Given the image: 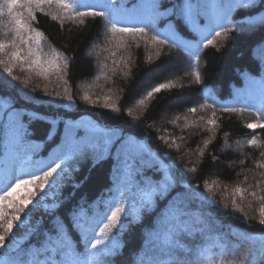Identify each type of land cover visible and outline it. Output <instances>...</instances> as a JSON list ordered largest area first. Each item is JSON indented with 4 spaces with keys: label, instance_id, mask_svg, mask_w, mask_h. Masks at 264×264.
I'll return each mask as SVG.
<instances>
[{
    "label": "snow or ice",
    "instance_id": "1",
    "mask_svg": "<svg viewBox=\"0 0 264 264\" xmlns=\"http://www.w3.org/2000/svg\"><path fill=\"white\" fill-rule=\"evenodd\" d=\"M237 9H243L246 13L249 9H258L259 13L256 17L249 14L247 17L234 21L232 15ZM37 13L58 22L61 29L69 23L77 27L83 26L89 17L101 18L103 21L102 34L106 43L111 45L114 41L117 49H126L129 38L137 43V47L139 40H144L146 44L151 40L152 43L160 45H168L171 42L173 46L179 47L192 58L194 67L191 74L195 82L200 84L202 75L196 69L195 64H198L200 60L201 44L204 48L216 46V38L227 39L229 33L233 31L232 25L244 24L248 25V28L237 30H252L253 19L264 23V0H214L210 5L197 3L195 0H180L169 7L163 6V0H148L147 3L134 5L131 10L123 4L106 3L104 0H4L0 4V27L6 30L7 38L0 39V67L7 75L0 78V83L12 87L14 86L12 82L19 81L26 88L33 74L49 82H51V77L55 76L57 81H63V93L61 91L48 93L47 85L43 90L46 95L59 101H68L69 103L63 107L70 108L74 97L68 86V80L65 79L68 75L70 58L52 47L51 43L47 42L45 33L39 27L34 26L38 23ZM170 17H175L185 26H193L195 18L203 17L206 21V32L196 28V31L201 32V40L195 44H188L180 39L177 31L178 25L173 20L168 19L166 32H162L157 27L158 21ZM133 21L145 26H125ZM150 29L153 33L151 35ZM67 30L70 32L72 29ZM161 35L166 38L161 39ZM209 35L212 36L211 39L207 38ZM96 47V44L92 45V48ZM45 48L48 49L47 52ZM258 49L259 51L254 53L258 61L257 72L255 75L251 73L248 75L244 93L238 92L234 97L235 102H241L245 106L240 108L223 106L220 111L237 114L254 113L256 119L244 125L252 131L251 138L246 142L249 146L261 148L264 144H261L255 132L264 130V75L259 73V65L264 64V42L258 45ZM104 50L110 51V48ZM88 55H91V52ZM110 55L113 57V74L117 70L115 66L128 67L126 57L121 56L117 60L115 59L116 53L112 51ZM159 55L160 51L157 50L156 56ZM148 60L151 62L152 56H149ZM17 67L22 71H27L28 77L21 80L19 76H14L13 70ZM100 67L103 69L107 65L101 62ZM124 74L127 76V72ZM176 86L171 81L159 83L151 87L139 103L144 105L145 99ZM36 90V88L32 89L33 92ZM18 94L21 99L27 97L26 93ZM28 99L31 98L28 97ZM82 99L89 104L96 103L87 91L84 92ZM199 107L211 109L209 116L199 117L203 129L210 133L207 138L203 139L202 146L200 144L196 146L198 158L200 162H203L206 150L216 138L220 118L217 116L215 104L205 101ZM103 108L111 112L120 111L119 105L110 94L104 95ZM0 111H3L7 117L16 153L10 165L5 164L3 174L5 189L0 190V249L6 250V253H14V255H6L3 260H0V264H112L113 258L120 254L124 247L120 242V236L126 230V223L137 222L141 213L151 210L158 199L166 201L167 211L161 216V226L148 232L147 238L151 243L154 240H161L162 237V255L165 258L153 259L151 264H190L186 253L194 250L185 248L180 243V236L182 234L192 235L195 231L203 233L204 229H197L182 219L185 213L175 207L176 197L172 193L174 186L178 183V177H182L184 173H196L197 164L180 169L178 172H172L170 170L174 166L178 168L175 161L169 164L164 163L160 155L143 141L126 137L123 133L118 134L111 130L98 128H94V131L102 134L82 137L78 128H73L68 124H64L67 134L59 150L53 153L47 161H33V145L27 140V137L32 135L30 123L36 120L48 123L49 128L45 132V139H47L52 136V129L64 122L53 120L39 112L17 109L10 96L0 95ZM187 111L195 114L197 108L191 107ZM25 115L28 116V122L23 119ZM128 115L132 116L131 109H128ZM133 119L139 120V117H133ZM178 119L180 116H176L170 123L176 125ZM184 119L187 120V117L185 116ZM194 124L195 122H189L186 127ZM151 127L153 125L149 124V128ZM164 131L167 132L166 129ZM228 136L229 134L225 132V144L222 151L232 147L227 143ZM157 139L163 141L167 147L171 148L175 145L179 150L180 145L176 141L177 139L183 140L184 137L167 134L160 135ZM240 143L239 140L235 141L237 147ZM113 151L117 153L115 167L117 179L108 191L112 193L114 189L115 194L110 195L108 199L98 198L91 202L81 198V201L69 204L63 213L60 212V208L67 203V200L57 197L52 204H44L46 214L51 216V227L41 233L42 239L38 246L21 247L25 237L40 231L39 227L27 220L31 208L46 199L49 191L56 192L65 186V179L71 171L70 164L82 159H91L95 165L104 159L111 158ZM259 155L261 159L254 161L255 168L259 171L245 170L253 172V176L259 178L255 179L254 184H248V176L244 175L243 181L236 183L230 190V205L228 203L229 188L226 184L223 186V201L216 200L214 188L220 187L218 180L210 183L205 179L203 192L199 191L198 186L192 188L190 184L184 185V188L188 190L186 198L210 201L213 204L222 203L225 209L230 206L232 212L240 213L244 218H248L249 211H252L256 204L258 205L255 209L258 213V222L264 225V151H261ZM218 159L215 154H212V161ZM169 160H171L170 156ZM152 169L157 172L155 178L147 174ZM161 175L163 179L159 178ZM237 175L239 176L240 173ZM73 187H78V185H73ZM101 204L104 207L103 211L100 210ZM195 223H203V218L196 217L193 225ZM40 224L41 221H37V225ZM14 229H24V236L18 239ZM207 239L209 244L198 250L196 264H256L255 256L247 251L238 256L233 254L232 259L222 257L217 260L212 249L217 247L224 249L227 246L219 243V237L209 236ZM244 239L249 240L252 237L246 235ZM81 244L82 250L79 247ZM261 254L264 255V244H262ZM138 264H144L143 257L138 258Z\"/></svg>",
    "mask_w": 264,
    "mask_h": 264
},
{
    "label": "trees",
    "instance_id": "2",
    "mask_svg": "<svg viewBox=\"0 0 264 264\" xmlns=\"http://www.w3.org/2000/svg\"><path fill=\"white\" fill-rule=\"evenodd\" d=\"M4 0H0L2 4ZM104 2L108 3L109 0ZM117 5L123 4L131 10L138 0H114ZM180 0H163V6L169 7ZM201 4H212L214 0H195ZM258 9H249L246 13L243 9H237L233 13L234 21L247 17L249 14L256 17ZM38 23L34 26L39 27L47 36V42L52 47L58 49L65 56L70 58L68 75V86L74 100L70 108H64L63 105L68 101H59L44 92V86L47 85V92L61 91L63 93V81H57L55 76L51 77V82L37 77L34 74L29 78L27 87L19 81L12 82L14 86L8 87L0 83V95L13 98L14 106L17 109H27L29 112L35 111L46 115L53 120L63 121L58 127L52 129V136L45 139V132L48 130V123L42 120H36L30 123L32 135L27 140L33 145V160H49L50 156L59 150L66 133L64 124L73 128H78L82 137L100 135L101 132L94 131V128L101 130H111L118 134L123 133L126 137H133L138 141L148 144L157 152L164 163L169 164L175 161L177 167L170 171L178 172L185 167L198 165L196 173H184L178 177V183L174 186L172 193L175 199V207L186 205L187 208L197 210V217L203 218V223H198L195 228L204 229L203 233L195 231L192 235L182 234L180 243L187 249H193L186 253L190 264L197 261L199 247L207 242V237L217 235L227 247L219 252L217 260L225 257L232 259L233 254L239 255L245 251L255 256L256 264H264V255L261 254L262 244H264V225L258 222V213L255 211L258 205L254 204L253 210L249 211L248 218H244L240 213H234L231 207L225 209L222 203L213 204L210 201H201L196 198H186L188 192L184 185L190 184L192 188H199L203 192V182L207 179L210 183L218 180L220 187L214 188L217 201H223L224 189L226 184L230 190L238 182L243 181L244 175L248 176V184H254L253 172L259 171L255 168L254 161L261 159L260 152L264 147L257 148L247 144L251 138L252 131L244 127L247 122L256 119L252 112L222 113L220 108L244 107L241 102H235L236 94L244 93L247 87V77L251 73L257 72V58L254 53L259 51L258 45L264 42V23L258 19L252 20V30L246 29L248 25H232L233 31L229 33L227 39L218 37L216 46L204 48L201 44L199 55L200 60L195 64L197 70L201 72L202 83L195 82L192 76L194 62L188 53L183 52L179 47L173 46L171 42L168 45L154 44L149 40L147 44L144 40H139V46L132 41L127 40L128 47L117 49L115 42L111 45L106 43L103 32V21L101 18H87L85 25L75 26L66 24L61 29L58 22L51 20L43 14L37 13ZM171 19L178 25L177 31L180 39L188 44H195L201 40V32L196 28L206 32V21L203 17H197L193 26L181 24L175 17L161 19L157 23L160 29L165 21ZM125 26H145L141 23H135ZM227 26V25H226ZM71 28L69 32L67 29ZM218 30V29H217ZM5 29L0 27V39H6ZM153 34L150 29V35ZM166 38L161 35V39ZM207 38L211 39L209 35ZM96 44V48L92 45ZM110 48L115 52V59L119 60L121 56L126 57L128 67L122 65L115 66L116 73L113 74L112 59L110 51L104 49ZM157 50L160 55L156 56ZM48 49L45 48V52ZM91 52V55L88 53ZM152 56L149 62L148 57ZM101 62L107 67L101 69ZM127 72V76H125ZM260 75H264V64L259 65ZM0 67V78L6 77ZM14 76H19L21 80L28 77L27 71H22L19 67L14 68ZM99 77V79H97ZM171 81L177 86L172 89L162 90L151 98L145 99L144 105L139 103L144 99L146 92L151 87L159 83ZM183 85V87H180ZM33 88L37 90L32 91ZM111 90V92H109ZM87 91L95 104L86 103L82 96ZM26 93L27 97L21 99L18 94ZM110 94L112 99L119 105L120 111L111 112L103 108V97ZM30 97L31 99H28ZM99 98V99H97ZM215 104L219 128H217L216 138L205 152L203 162H200L196 150L197 144L202 146V141L210 133L203 129V124L199 120L200 116L207 117L211 114V109L200 108L199 105L205 103ZM230 101V102H229ZM196 107L195 114L189 113L188 108ZM128 109H131L132 116L128 115ZM176 116H180L176 125L170 121ZM187 117V120L184 117ZM139 117V120L133 119ZM23 119L28 122V116ZM189 122H195L194 125L186 127ZM149 124L153 127L149 128ZM77 125V126H76ZM87 128H90L87 130ZM167 130L165 132L164 130ZM229 134L227 143L231 148L221 150L225 144L224 133ZM171 134L175 137H184L183 140L177 139L176 143L180 145L179 150L173 145L167 147L163 141L157 139L160 135ZM255 135L264 144V130H256ZM239 140L240 146L237 147L235 141ZM9 141L11 144H8ZM11 148V151H9ZM16 155L13 147V140L7 124V117L3 111H0V157L6 153ZM167 154V155H165ZM212 154L219 159L212 161ZM169 156L171 160H169ZM241 161H244L241 163ZM117 164V153L112 152L111 158L93 165L91 159H82L70 164L71 171L65 179V186L57 191V197L67 200V203L60 208L63 213L69 204L77 201L91 202L98 198L107 199L111 193L109 188L113 187L115 181V167ZM78 169V170H77ZM252 169L253 172L245 170ZM147 171V170H146ZM237 173H240L238 176ZM147 174L153 178L157 176L155 169L148 171ZM163 179L161 175L159 177ZM78 185V187H73ZM246 186V185H242ZM251 199V197H249ZM199 202L200 206H197ZM103 205L101 204L100 208ZM31 207V206H30ZM167 208L164 199H158L151 210H145L137 222H127L126 230L120 236V242L124 245L121 253L113 258L112 264H138V258L143 257L144 264H151L153 259H164L163 245H157L153 241L150 243L147 233L157 226V222L162 216V212ZM26 211H28L26 209ZM247 211V209H246ZM27 220L34 226L39 227L40 231L36 234L25 237L27 240L21 245L27 248L29 245L38 246L42 239L41 233L51 227V216L46 214L42 203L31 208V213ZM37 221H41L37 225ZM131 221V219H129ZM16 236L23 237L24 229H14ZM20 231V232H17ZM74 235V234H73ZM252 239L245 240V236ZM82 250V244L79 246ZM14 253H6V250L0 249V258ZM43 259V257H41Z\"/></svg>",
    "mask_w": 264,
    "mask_h": 264
},
{
    "label": "rangeland",
    "instance_id": "3",
    "mask_svg": "<svg viewBox=\"0 0 264 264\" xmlns=\"http://www.w3.org/2000/svg\"><path fill=\"white\" fill-rule=\"evenodd\" d=\"M146 1H148V0H146ZM145 2H142V0H140L139 1V3H138V5L139 4H144ZM147 3V2H146ZM167 23H168V20L167 21H165V24H164V26L162 27V28H160L161 29V31L162 32H166L167 31ZM230 102V101H229ZM77 126V125H76ZM90 128H87V130H89ZM8 144H11V142L9 141V143ZM9 151H11V148H10V150ZM15 156L16 155H14V154H10V152L9 153H7L4 157H0V190H3V189H5V183H4V181H3V174H4V171H5V164L6 163H9V165H10V162H12L13 160H14V158H15ZM33 161H38V160H33ZM44 170H46V168L44 169ZM117 179V176H115V180ZM57 191L56 192H53V191H49L48 192V196H47V198L46 199H44V200H42L41 201V203H42V205H44V204H52L53 202H54V199L55 198H57ZM115 194V191H114V189H113V192H112V194L111 195H114ZM109 198V197H108ZM107 198V199H108ZM187 205V204H186ZM186 205H183V206H181V207H179V208H177V209H179L181 212H183V213H185V215L182 217V219L184 220V221H186L189 225H192V226H194L193 225V222L196 220V215L195 214H197V210H194V209H191V208H187L186 207ZM100 210L101 211H103L104 210V207L103 208H100ZM167 211V209L164 211V212H166ZM195 215V216H194ZM129 219H131V218H129ZM196 224V223H195ZM161 226V218H160V220H159V222H158V225H157V228L158 227H160ZM194 227H196V226H194ZM115 231V230H114ZM17 232H20V231H17ZM213 237H218L217 235H215V236H213ZM20 237H18V239H19ZM208 238V237H207ZM206 238V239H207ZM24 240V239H23ZM23 242V241H22ZM155 244L157 243V245H160V244H162V237H161V240H154L153 241ZM219 243L220 244H223V242L220 240V238H219ZM207 244H209V240L207 239V242L204 244V245H202V246H200L199 247V249L200 248H202V247H204V246H206ZM222 249L221 248H219V247H217V248H213L212 249V252H213V254L215 255V257L217 256V255H219V252L221 251ZM218 257V256H217ZM217 259V258H216ZM0 260H3V259H0ZM197 262V261H196ZM196 262L194 263V264H196Z\"/></svg>",
    "mask_w": 264,
    "mask_h": 264
}]
</instances>
